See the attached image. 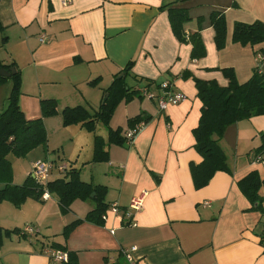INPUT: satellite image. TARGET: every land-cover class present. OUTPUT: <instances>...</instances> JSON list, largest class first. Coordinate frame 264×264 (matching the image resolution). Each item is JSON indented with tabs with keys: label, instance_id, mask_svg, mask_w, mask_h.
<instances>
[{
	"label": "crops",
	"instance_id": "obj_1",
	"mask_svg": "<svg viewBox=\"0 0 264 264\" xmlns=\"http://www.w3.org/2000/svg\"><path fill=\"white\" fill-rule=\"evenodd\" d=\"M172 2L71 0L62 5L60 0H0V60L14 63L20 73V109L27 120H34L40 117V100L54 99L58 107L56 116L43 119L46 147L18 161L17 173L8 157L12 183L21 185L36 161H67L68 168L79 170L81 181L106 188L103 201L108 205L101 225L83 221L64 239L63 228L84 219L94 208L92 200L74 201L65 215L51 194L46 201L27 199L19 208L1 203L0 226L18 232L4 238L0 264H62L46 252L58 250L54 244L74 253L78 264H126L122 251L131 247L136 248L137 264H264V214L253 210L237 185L251 171L264 179V165L253 160L254 152L264 147V116L236 122L220 138L230 173L216 172L207 186L196 190L189 171L191 163L201 162L193 136L201 111L195 81L225 87L224 69L232 71L238 84L250 79L264 43H234L232 31L235 23L264 25V0L176 4L190 17L183 24L186 37L199 33L205 50L200 59H193L191 44L179 42L172 31L163 8ZM213 11L225 20L221 50L209 25ZM127 66L125 84L131 90L147 88L156 94V86L168 82L172 93L185 98L163 111L155 100L139 95L119 102L108 125L111 130L122 129L124 137L130 119L140 115L147 121L133 142L107 146L108 161L91 162L93 138L106 141L108 127L97 123L94 133L80 125L63 127L60 112L76 106L96 112L114 76ZM10 89V80L0 85V112ZM259 195L264 206V187ZM139 196L142 209L132 223L110 211L113 204L126 211ZM26 225L39 234L21 235Z\"/></svg>",
	"mask_w": 264,
	"mask_h": 264
},
{
	"label": "trees",
	"instance_id": "obj_2",
	"mask_svg": "<svg viewBox=\"0 0 264 264\" xmlns=\"http://www.w3.org/2000/svg\"><path fill=\"white\" fill-rule=\"evenodd\" d=\"M186 0H173L165 7L172 31L179 42H189L192 46L191 57L200 59L205 50L196 32L186 37L183 24L190 20L184 8H178L176 4ZM209 25L215 31V46L221 50L226 41V25L223 16L213 11L209 16ZM232 42L240 45L255 46L264 43V25L261 22L252 24L235 23L232 31ZM14 69L15 73L6 78L0 75V85L5 81H11V89L6 100V108L0 112V204L8 202L15 208H19L27 199L39 201L43 193L42 187L38 186L32 178L27 176L21 185L12 183L13 171L8 157L24 158L38 147H46L47 134L43 124L44 118L57 115V102L54 99H42L39 102L40 117L27 120L20 109L19 98L21 96V77L14 63L4 65L0 60V71ZM128 66L120 74L114 76L110 86L106 89L107 98L96 112H89L82 106L66 107L61 114L63 127L80 125L86 131L94 133L97 123L108 127V136L105 141L100 136L93 138V157L91 162L100 163L108 161L107 146H125L128 144L122 137V129L111 130L109 122L121 101L128 102L136 95L137 91L131 90L125 84V76ZM228 84L219 86L215 81H195L197 97L201 102L200 118L197 127L193 130L195 140L194 148L201 157L198 164L191 163L189 171L196 190L208 185L216 172L230 173L227 159L221 145L220 138L226 129L236 122L255 116H264V73L254 72L249 80L238 84L232 71L224 69ZM95 81L89 84H94ZM150 86L152 83H148ZM159 85L156 86L158 88ZM141 97V96H140ZM147 119L140 115L128 121L130 129L139 124H145ZM264 153V147L254 152V156ZM241 193L252 204L253 210L264 214V206L259 191L264 187V179H261L257 171H251L237 181ZM49 194L57 197L59 209L62 215L69 212L71 204L76 201L92 200L94 208L91 209L84 219H78L62 230V236L67 239L69 234L83 221H91L97 225L103 222V215L108 205L103 201L106 188L81 181L79 170L71 166L63 178L49 181L46 185ZM16 230L8 231L0 226V246L5 237ZM264 242V239L262 243ZM52 248L66 251L59 245ZM68 261L62 264H78L76 255L67 252Z\"/></svg>",
	"mask_w": 264,
	"mask_h": 264
},
{
	"label": "built area",
	"instance_id": "obj_3",
	"mask_svg": "<svg viewBox=\"0 0 264 264\" xmlns=\"http://www.w3.org/2000/svg\"><path fill=\"white\" fill-rule=\"evenodd\" d=\"M62 5H68L71 0H60ZM42 36L40 41H43ZM254 72L258 74L264 73V53H258L255 56ZM158 93H152L147 88H139L137 92L139 96L147 98L149 100H155L157 107L160 111H163L169 105H177L184 100V95L180 93H172L170 91V84L163 82L159 84ZM143 124L137 125L135 128L128 130L125 134V140L127 143H131L134 140L135 135L141 129ZM254 162L264 165V153L253 157ZM68 166L65 164H54L49 160H39L32 164L30 176L32 180L43 189L41 200L46 201L50 198V195L46 189V185L50 181L52 172L55 170L57 174L62 177L65 175ZM143 199L142 196L133 198L126 211H120L117 205L113 204L110 207V211L113 214H122L127 219L128 224L133 222L134 214L142 209ZM104 218V217H103ZM20 234L23 236L36 237L39 234L37 228L32 225H26L20 230ZM49 257L59 263H66L68 261V254L62 250H47ZM136 252L135 247H131L122 251L126 264H137V260L133 254Z\"/></svg>",
	"mask_w": 264,
	"mask_h": 264
},
{
	"label": "rangeland",
	"instance_id": "obj_4",
	"mask_svg": "<svg viewBox=\"0 0 264 264\" xmlns=\"http://www.w3.org/2000/svg\"><path fill=\"white\" fill-rule=\"evenodd\" d=\"M49 128H50L49 131H51L53 127L50 126ZM50 144H51V146H53V140H51ZM9 158H10V160L12 159V163H13V166H14V168H15V173H17V165H18L17 162H18V161L23 162V158H21L20 160H17V159H19V158H14V157H12V156H10ZM59 162H60V163H57V165H58V164H65V165L68 164L67 161H64V162L59 161ZM57 175H58V174H57L56 171L54 170V171L52 172L51 178H55ZM18 178H21V177L18 175Z\"/></svg>",
	"mask_w": 264,
	"mask_h": 264
},
{
	"label": "water",
	"instance_id": "obj_5",
	"mask_svg": "<svg viewBox=\"0 0 264 264\" xmlns=\"http://www.w3.org/2000/svg\"><path fill=\"white\" fill-rule=\"evenodd\" d=\"M15 73V70L14 69H10L9 71H5V70H1L0 71V75H2L3 77H6V78H8V77H10L11 75H13ZM123 75L122 74H120L119 76H118V78H121ZM104 101V100H103Z\"/></svg>",
	"mask_w": 264,
	"mask_h": 264
}]
</instances>
